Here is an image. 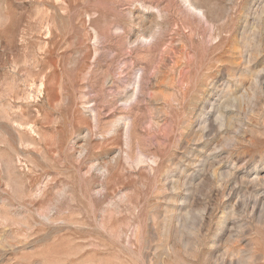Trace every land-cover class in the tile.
I'll return each instance as SVG.
<instances>
[{"label":"rangeland","instance_id":"374dc122","mask_svg":"<svg viewBox=\"0 0 264 264\" xmlns=\"http://www.w3.org/2000/svg\"><path fill=\"white\" fill-rule=\"evenodd\" d=\"M0 264H264V0H0Z\"/></svg>","mask_w":264,"mask_h":264}]
</instances>
